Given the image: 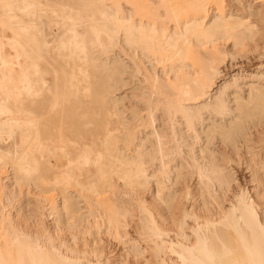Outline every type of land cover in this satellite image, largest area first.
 Returning a JSON list of instances; mask_svg holds the SVG:
<instances>
[{
  "label": "bare ground",
  "instance_id": "bare-ground-1",
  "mask_svg": "<svg viewBox=\"0 0 264 264\" xmlns=\"http://www.w3.org/2000/svg\"><path fill=\"white\" fill-rule=\"evenodd\" d=\"M253 51L264 0H0V264H264Z\"/></svg>",
  "mask_w": 264,
  "mask_h": 264
},
{
  "label": "rangeland",
  "instance_id": "rangeland-1",
  "mask_svg": "<svg viewBox=\"0 0 264 264\" xmlns=\"http://www.w3.org/2000/svg\"><path fill=\"white\" fill-rule=\"evenodd\" d=\"M239 7V6H238ZM240 8V7H239ZM236 9V8H235ZM241 9V8H240ZM255 52H257V51H253L251 54H249V56H248V58L249 59H247V58H245V57H240V58H242V59H240V58H238L237 60H234V62H235V64H234V62H231L230 60H227L228 62H227V66H229L228 68H225L224 69V71H223V73H226V72H230V71H232V70H235L237 67H240V65H242V66H244L245 68H247V69H249V70H253V69H255V67H257L258 65H260V63L261 64H264V56H262V55H260L259 53H256L255 54ZM260 57V58H259ZM249 62V63H248ZM238 63V64H237ZM242 63V64H241ZM245 63V64H244ZM234 65V66H233ZM230 66H232V67H230ZM237 168L236 167H234V170H236ZM239 170H241V169H239ZM238 170V171H239ZM240 172V174L242 175V174H245V170L243 171V172H241V171H239ZM239 172H237V174L239 173ZM25 188H27V190L25 189ZM24 188V191L25 192H27L26 193V195H30L29 197H32L34 194H35V197H36V195H37V193H36V191L34 190V188H28V187H25ZM32 190H33V192H32ZM23 191V193H25ZM34 191H35V193H34ZM34 193L33 195H32V193ZM23 193L21 194V196L23 195ZM53 194L55 195V197H56V199H59V197L57 196L58 194L57 193H55V192H53ZM24 196V198H28V196ZM32 195V196H31ZM17 198H20V196L19 197H17ZM32 198H34V196L32 197ZM129 230H131L130 231V233L132 234V235H134L135 233L133 232L134 230H133V228L131 227V228H129ZM134 233V234H133ZM65 234H68V233H66L65 232ZM106 237H107V239H106ZM103 241H105L106 243V247H107V249L108 250H111L112 251V253H114V254H116V253H118V252H121L122 251V248L124 247V245H123V247H122V242H118V240L117 239H115V238H110V237H108V236H104L103 235ZM111 239V240H110ZM130 260V264H144V263H142V261L141 260H135V259H133V258H130L129 259Z\"/></svg>",
  "mask_w": 264,
  "mask_h": 264
}]
</instances>
